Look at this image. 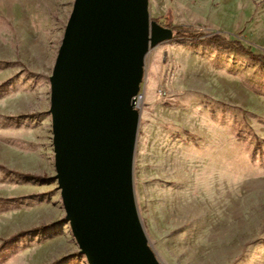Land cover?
<instances>
[{"label":"rangeland","instance_id":"rangeland-1","mask_svg":"<svg viewBox=\"0 0 264 264\" xmlns=\"http://www.w3.org/2000/svg\"><path fill=\"white\" fill-rule=\"evenodd\" d=\"M74 1L0 0V264H89L66 219L50 113ZM148 12L264 54V0H148ZM137 108L134 192L159 260L264 264V66L172 38L147 52Z\"/></svg>","mask_w":264,"mask_h":264},{"label":"water","instance_id":"water-1","mask_svg":"<svg viewBox=\"0 0 264 264\" xmlns=\"http://www.w3.org/2000/svg\"><path fill=\"white\" fill-rule=\"evenodd\" d=\"M172 30L148 0H75L52 75L55 169L89 264H163L137 208L133 159L144 59Z\"/></svg>","mask_w":264,"mask_h":264},{"label":"trees","instance_id":"trees-1","mask_svg":"<svg viewBox=\"0 0 264 264\" xmlns=\"http://www.w3.org/2000/svg\"><path fill=\"white\" fill-rule=\"evenodd\" d=\"M161 25L172 30V38L176 40H190L195 43L210 45L222 51L236 50L244 53L250 60L258 62L264 66V54L253 52L249 47L242 44L240 41L228 39L218 33L204 35L197 32L192 26L170 25L171 17L168 13L161 19H155ZM33 177H38L35 174H30ZM39 228V227H37Z\"/></svg>","mask_w":264,"mask_h":264},{"label":"built area","instance_id":"built-area-1","mask_svg":"<svg viewBox=\"0 0 264 264\" xmlns=\"http://www.w3.org/2000/svg\"><path fill=\"white\" fill-rule=\"evenodd\" d=\"M138 101H139V96L137 97V104H138Z\"/></svg>","mask_w":264,"mask_h":264}]
</instances>
